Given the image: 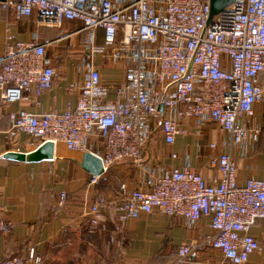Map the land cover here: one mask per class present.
<instances>
[{
  "label": "built area",
  "instance_id": "2783aa9c",
  "mask_svg": "<svg viewBox=\"0 0 264 264\" xmlns=\"http://www.w3.org/2000/svg\"><path fill=\"white\" fill-rule=\"evenodd\" d=\"M209 1L126 0L114 5L110 0H0V8L11 11L16 19L36 15L48 27H60L63 21L81 22L89 46L95 30L101 29L113 56L122 50L118 45L133 44L134 65L115 88L113 103H105L108 89L98 69L90 66L73 107L40 114L11 112L9 135L22 132L38 146L52 142L69 152L93 154L104 172L90 177L89 185L120 162L140 168L155 129H160L164 144L173 145L177 136L185 134L182 122L187 117L216 124L243 149L249 136L256 139L260 134L247 121L254 105L264 102V0H237L207 25ZM4 32L0 100L12 104L26 100L24 93L29 92L38 106L37 98L51 88L55 76L46 64L45 46L17 41L10 23ZM212 164L220 174L214 185L207 184L190 165L161 174L147 190H130L118 181L111 229L102 194L90 202V224L108 232L110 241L121 246V240H116L123 231L121 224L143 214L157 212L189 222L208 217L214 234L179 246L177 261L183 263L209 247L229 264H244L262 250L250 230L264 219V179L250 178L239 185L237 165L228 153L218 155ZM65 201L61 193L59 205ZM12 229L11 222L0 219V234ZM30 262L41 264L33 248L26 256L0 258V264Z\"/></svg>",
  "mask_w": 264,
  "mask_h": 264
},
{
  "label": "crops",
  "instance_id": "0c3cea01",
  "mask_svg": "<svg viewBox=\"0 0 264 264\" xmlns=\"http://www.w3.org/2000/svg\"><path fill=\"white\" fill-rule=\"evenodd\" d=\"M110 1L122 5L126 0ZM7 23L12 25L17 41L45 46V61L55 76L51 88L37 98L38 106L29 92L24 93L26 100L12 104L0 100V219L13 224L9 234H0V258L26 256L33 248L41 264H229L209 247H202L183 263L177 261L179 246L214 234L208 217L189 222L157 212L143 214L121 224L123 231L116 240L122 243L118 246L110 241L108 232L90 224L87 210L96 194L104 195L110 230L115 222L118 181L130 190H147L161 174L190 165L207 184L214 185L220 174L212 160L222 153L230 154L235 161L239 185L250 178L264 179V102L254 105V114L247 121L249 128L260 129V134L256 139L249 136L243 149L235 146L231 136L216 124L187 117L182 122L186 132L177 136L173 145L164 144L160 129H155L145 145V162L140 168L128 161L120 162L96 184L89 185L90 176L79 166L82 155H72L61 145L55 147L52 161L33 163L5 158L7 153L26 154L38 147V142L27 134L9 135L8 115L18 110L40 114L73 107L90 66L98 69L101 83L108 89L105 103H113L115 88L124 81L126 69L134 65L133 44L118 45L122 50L119 56H113L101 29L95 30L94 43L89 46L87 31L79 21L48 27L40 24L36 15L16 19L11 11L0 8V60ZM173 154L176 158H172ZM61 193L66 195L63 206L59 205ZM250 235L262 250L251 254L244 264H264V219L255 223Z\"/></svg>",
  "mask_w": 264,
  "mask_h": 264
},
{
  "label": "water",
  "instance_id": "95a60500",
  "mask_svg": "<svg viewBox=\"0 0 264 264\" xmlns=\"http://www.w3.org/2000/svg\"><path fill=\"white\" fill-rule=\"evenodd\" d=\"M237 0H210L209 8L210 13L207 20V25L211 23L214 16L222 12L226 7L231 5ZM162 111V107H160ZM5 158L21 161V162H42L52 161L55 159V145L52 142H43L33 151L26 154L23 153H7ZM79 166L83 169L90 177H100L103 174V168L99 158L91 153L82 154Z\"/></svg>",
  "mask_w": 264,
  "mask_h": 264
},
{
  "label": "rangeland",
  "instance_id": "374dc122",
  "mask_svg": "<svg viewBox=\"0 0 264 264\" xmlns=\"http://www.w3.org/2000/svg\"><path fill=\"white\" fill-rule=\"evenodd\" d=\"M62 146V145H61ZM64 147V146H63ZM65 148V147H64ZM69 152V151H68ZM70 154H72V155H75V156H77V157H79V156H81V154H79V153H74V152H69Z\"/></svg>",
  "mask_w": 264,
  "mask_h": 264
},
{
  "label": "bare ground",
  "instance_id": "6f19581e",
  "mask_svg": "<svg viewBox=\"0 0 264 264\" xmlns=\"http://www.w3.org/2000/svg\"><path fill=\"white\" fill-rule=\"evenodd\" d=\"M57 148H58V146H57Z\"/></svg>",
  "mask_w": 264,
  "mask_h": 264
}]
</instances>
